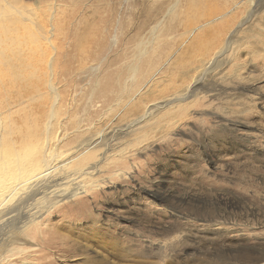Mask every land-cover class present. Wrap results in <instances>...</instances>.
<instances>
[{
  "label": "rangeland",
  "instance_id": "374dc122",
  "mask_svg": "<svg viewBox=\"0 0 264 264\" xmlns=\"http://www.w3.org/2000/svg\"><path fill=\"white\" fill-rule=\"evenodd\" d=\"M81 143L0 264H264V0H0V185Z\"/></svg>",
  "mask_w": 264,
  "mask_h": 264
},
{
  "label": "bare ground",
  "instance_id": "6f19581e",
  "mask_svg": "<svg viewBox=\"0 0 264 264\" xmlns=\"http://www.w3.org/2000/svg\"><path fill=\"white\" fill-rule=\"evenodd\" d=\"M221 50L222 49L217 51L215 54H220ZM211 59H212V57H209V59L206 58V60L203 59L204 61L203 60L201 61V59H200L199 61H201V63L200 64L198 63L199 65H197L196 69L194 68L195 71H199V70L204 69L205 66H207L209 64ZM177 119H179V118H177ZM91 143L92 142L90 141V143L88 142L86 144L91 145ZM83 144L85 145V143H81V144H79L75 147H72L70 149L67 148L63 152V154H64V156H66V158H64L62 160L61 159L57 160L56 158H59L57 155H56L57 156L56 158L53 156H52L53 158H51L50 156L52 154L51 153L52 147L49 150L47 149L48 151H46V154L48 153L49 156H47V157L45 156L43 158L37 159L36 163H34V166H32L33 171L31 173H29L28 175H26V178L18 177L15 180H12L8 183H3L0 185V200H1L0 202L5 201V199L9 198L16 190H20L24 186H25L26 190H27V188L28 189L31 188L32 194L30 193V195L27 199H32V200H31V203H29L26 206L27 207V208H25L26 209V211H25L26 215H24V216H25V218L26 217L29 218L28 221L30 222V224L31 223L35 224L38 221V220L35 221L37 216H38V212H42V211H40L41 209L37 206L38 204L37 205L35 204V203H40L38 200L35 199V197H34L35 195H39L42 193L43 195L52 196V201L50 202L51 206H52L54 203H57L58 201L66 198V197L71 198V196H74V195H77L78 193H80L82 191L83 187L88 186L93 180H96L95 176L97 174L95 175V171H98L99 167H100V166H98V164L91 163L94 165H89L86 162H78V161H76V158L74 159V157H76L80 153H83L82 151H85L86 149H88L87 147L85 148ZM112 144H114V143L112 142ZM105 154H104V156H105ZM61 156H63V155H61ZM106 159H108V158H106ZM43 180H44V182H43ZM62 185L63 186L64 185L69 186L68 192L62 188ZM53 186H56V187L54 188ZM52 187L54 189H52ZM26 202H28V201H26ZM47 206H49V205H47ZM47 206H44V207H47ZM10 212H5L4 214L0 215V222H2L5 219H9L10 217H13V214ZM13 219L14 218H12V220ZM18 230H20V229H18Z\"/></svg>",
  "mask_w": 264,
  "mask_h": 264
}]
</instances>
